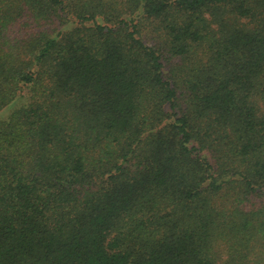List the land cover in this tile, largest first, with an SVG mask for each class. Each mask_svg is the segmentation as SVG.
<instances>
[{
  "label": "trees",
  "instance_id": "16d2710c",
  "mask_svg": "<svg viewBox=\"0 0 264 264\" xmlns=\"http://www.w3.org/2000/svg\"><path fill=\"white\" fill-rule=\"evenodd\" d=\"M0 264H264V0H0Z\"/></svg>",
  "mask_w": 264,
  "mask_h": 264
},
{
  "label": "rangeland",
  "instance_id": "374dc122",
  "mask_svg": "<svg viewBox=\"0 0 264 264\" xmlns=\"http://www.w3.org/2000/svg\"><path fill=\"white\" fill-rule=\"evenodd\" d=\"M4 117H5V115L0 116V118H4Z\"/></svg>",
  "mask_w": 264,
  "mask_h": 264
}]
</instances>
